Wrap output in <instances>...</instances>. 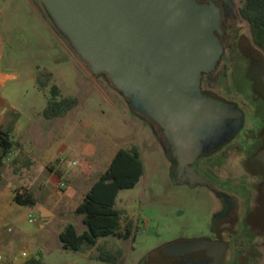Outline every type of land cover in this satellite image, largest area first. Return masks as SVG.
Instances as JSON below:
<instances>
[{"label": "rangeland", "instance_id": "1", "mask_svg": "<svg viewBox=\"0 0 264 264\" xmlns=\"http://www.w3.org/2000/svg\"><path fill=\"white\" fill-rule=\"evenodd\" d=\"M234 2L238 7L243 0ZM15 3L17 0H0V27L5 40L3 64L21 73L27 71V66H45L52 72V83L59 87L61 94L77 98V104L63 117L48 120L40 111L50 99L47 89H36L25 79L21 82L12 79L5 85V93L11 95L10 107L17 111L16 132L12 133L13 140L18 143L15 148L21 147L41 157L40 142H60L67 146L53 158V162L57 158L60 160L56 170L61 178L55 179L53 187L51 183L47 186L52 188L55 219L41 229L26 214L15 224L14 231H23L15 245L16 262L25 259L20 254L22 250L34 254L39 245V257L44 264H107L97 258L96 248L87 251L64 249L58 241V233L66 223L75 225L77 231L84 228L82 217L73 211L101 171L97 162L110 159L118 148L135 146L140 153L143 174L133 188L119 191L115 204L122 214V226L132 220L131 235L126 239L102 237L97 244L107 250L122 249L123 254L116 264H137L152 248L185 234L183 228L192 226L193 213L205 210L208 200L170 181L168 156L154 122L135 111L106 76L92 74L70 46V54L56 45L46 54L31 35L35 29L31 14L23 5ZM225 25L230 33L226 43L228 51L237 35H245L251 46L264 53L255 42L257 38L262 43V36L258 37L236 10ZM64 43L68 44L65 40ZM31 98L36 100L31 102ZM8 168L3 169L2 187L8 186ZM59 181L64 183L63 189L57 188ZM29 214L38 218V213L31 209ZM1 264L9 262L3 260Z\"/></svg>", "mask_w": 264, "mask_h": 264}, {"label": "water", "instance_id": "2", "mask_svg": "<svg viewBox=\"0 0 264 264\" xmlns=\"http://www.w3.org/2000/svg\"><path fill=\"white\" fill-rule=\"evenodd\" d=\"M92 74L105 75L130 106L157 124L180 161L232 135L234 105L200 91L223 46L220 13L196 0H38Z\"/></svg>", "mask_w": 264, "mask_h": 264}, {"label": "flooded vegetation", "instance_id": "3", "mask_svg": "<svg viewBox=\"0 0 264 264\" xmlns=\"http://www.w3.org/2000/svg\"><path fill=\"white\" fill-rule=\"evenodd\" d=\"M196 1L218 9L221 32L215 34L223 46L215 68L201 74L200 91L234 104L242 123L185 162L173 155L164 131L154 123L168 156L170 181L205 197L208 205L193 213L185 234L152 248L137 264H264V78L257 75L263 62L239 35L227 49L225 21L239 7L234 0Z\"/></svg>", "mask_w": 264, "mask_h": 264}, {"label": "trees", "instance_id": "4", "mask_svg": "<svg viewBox=\"0 0 264 264\" xmlns=\"http://www.w3.org/2000/svg\"><path fill=\"white\" fill-rule=\"evenodd\" d=\"M237 14L253 28L258 37L262 36V43L258 42L257 38L255 42L264 51V0H243L237 9ZM45 15L51 22L46 12ZM62 38L66 41L64 37ZM239 41L250 45L245 35H241ZM259 54L263 63L261 67H257V72H259L257 75L264 78V53L259 52ZM36 83L39 89H47L50 93V99L42 110V116L45 119L64 116L77 104L76 97L61 94L59 87L52 83V72L47 68L37 70ZM16 145L18 143L11 137L10 130L0 129V180L1 169ZM59 161L57 158L54 164L60 163ZM142 174L143 164L137 147L118 148L107 168L97 175L83 194L80 203L74 208V214L82 217L84 228L82 231H77L75 225L66 223L58 233L60 245L64 249L72 251H87L96 248L98 250L97 258L100 261L116 264L123 254L122 249L107 250L97 243L100 238L106 236L126 239L131 235L132 220L122 226V214L115 204L119 191L133 188ZM13 201L22 206H30L35 203L32 193L28 190H16ZM23 264L44 263L40 257H30Z\"/></svg>", "mask_w": 264, "mask_h": 264}, {"label": "crops", "instance_id": "5", "mask_svg": "<svg viewBox=\"0 0 264 264\" xmlns=\"http://www.w3.org/2000/svg\"><path fill=\"white\" fill-rule=\"evenodd\" d=\"M15 5H23L25 11L31 14L35 27L31 35L37 40L35 41L36 44H41L43 46L42 49L45 50L46 54H48L50 48L55 45L62 51L65 50L69 53V44L64 43L63 38L47 19L45 11L37 0H17ZM4 50L5 40L0 27V129L10 130V135L12 137V133L16 132L17 119H15V117L17 116V111L14 107H10L11 95L5 93V85L12 79H16L20 82L25 79L28 83L34 84L36 89H39L36 83L37 70L47 67H40V65L34 64L29 67L27 66V71L24 73L15 72L11 67L3 64ZM35 100V98H31L30 101L34 102ZM45 105L40 109L41 114ZM58 118L60 117L48 120ZM38 145L42 148L41 157L23 151L21 147H16L11 153L12 157L9 156L1 169L0 184L3 180V169L9 166L6 170L9 176L8 186H0V255L2 256L0 264L3 260H7L9 264H23L27 258L39 257L40 247L37 245L34 251L35 255L26 253L25 259L20 263H17L15 258V245L23 235V231L21 230L18 232L14 231L15 224L20 222L26 214L28 216L30 209L38 213V218L35 217L37 219L35 223H38L41 229L55 219L52 188L49 189L47 186L51 183L53 187L55 179L61 178L60 173L56 170L57 167H59V163L54 164L53 158L55 154H61L64 151L63 149L67 146L60 142L57 144L51 142L49 144H43V142H40ZM50 147H52L51 150L49 149ZM110 159L99 160L97 162V166L98 164L101 166V171L98 172V174L107 168ZM16 190L30 191L35 199V203L30 206H22L14 203L13 196ZM58 214H61V212ZM22 252L25 251L22 250L20 254H22Z\"/></svg>", "mask_w": 264, "mask_h": 264}, {"label": "built area", "instance_id": "6", "mask_svg": "<svg viewBox=\"0 0 264 264\" xmlns=\"http://www.w3.org/2000/svg\"><path fill=\"white\" fill-rule=\"evenodd\" d=\"M72 164H74V162H72ZM64 186H65V185H64V183H63L62 181H59L58 184H57V188H58V189H63ZM28 217L32 218L34 222L37 221V219L34 218V217H32L30 214L28 215ZM21 255L25 257V256H26V252H22ZM1 261H2V256L0 255V262H1Z\"/></svg>", "mask_w": 264, "mask_h": 264}]
</instances>
